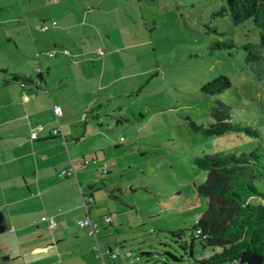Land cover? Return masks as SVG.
Instances as JSON below:
<instances>
[{
  "label": "rangeland",
  "instance_id": "1",
  "mask_svg": "<svg viewBox=\"0 0 264 264\" xmlns=\"http://www.w3.org/2000/svg\"><path fill=\"white\" fill-rule=\"evenodd\" d=\"M71 2L77 4L67 16L63 7ZM222 3L18 0L0 9V18L19 19L0 23L1 37L27 32L37 38L35 67L44 75L48 68L51 105L61 107L59 120L71 122L70 133L63 131L66 159L50 174L48 189L59 188L63 195H46L51 200L46 210L37 196L18 203L17 195H0V208L8 205L7 214L17 226L0 232V264H98L94 237L76 223L85 215L81 195L89 184L94 185L89 214L97 221L95 234L106 264H194L190 232L208 202L196 191L206 170L194 158L248 151L257 138L232 130L206 135L191 122H212L211 107L220 98L230 104L232 119L261 129L264 144V66L260 78L255 77L247 60L252 53L264 57V50L258 45L250 51L209 48L229 37L255 43L259 29H251L248 21L233 23L228 15H212ZM41 21L55 23L39 31ZM217 74L227 75L231 87L216 95L203 93L201 85ZM54 151L59 150L52 146ZM72 165L75 174L61 175ZM256 184L264 192V176ZM249 201L264 205V195ZM182 228L181 238L171 235L170 230ZM108 246L119 255L108 256ZM168 252L181 258L173 260ZM210 252L211 247L194 241L195 258Z\"/></svg>",
  "mask_w": 264,
  "mask_h": 264
},
{
  "label": "trees",
  "instance_id": "2",
  "mask_svg": "<svg viewBox=\"0 0 264 264\" xmlns=\"http://www.w3.org/2000/svg\"><path fill=\"white\" fill-rule=\"evenodd\" d=\"M212 15H228L233 23L248 21L251 29L257 28L259 32L255 43H238L229 37L211 42L210 49L241 47L250 51L252 45H258L260 51L264 50V0H224ZM211 29L219 35L226 34L224 29ZM251 55L247 60L252 64L253 76L260 78V66L261 63L264 66V57L253 53ZM1 72L4 74L2 83L9 80L24 84L34 82L32 78L20 73L6 70ZM231 85L227 75L217 74L200 88L203 93L216 95L226 91ZM211 116L213 121L207 125L192 121V128L206 135H220L229 130L243 131L257 140L248 151H216L194 158L195 163L206 170V177L196 186V191L207 197L208 202L202 216L192 225L189 255L194 264H218L225 261L233 264H264V205L249 201L251 196L264 195L256 184L264 176L262 131L258 127L232 119L230 104L220 98L215 99ZM196 229L199 232L196 233ZM170 233L174 238H181L184 229L170 230ZM196 239L202 246L211 247L212 252L195 258L193 243ZM168 254L173 260L181 258L169 252Z\"/></svg>",
  "mask_w": 264,
  "mask_h": 264
},
{
  "label": "crops",
  "instance_id": "3",
  "mask_svg": "<svg viewBox=\"0 0 264 264\" xmlns=\"http://www.w3.org/2000/svg\"><path fill=\"white\" fill-rule=\"evenodd\" d=\"M29 1L31 2V0H25L26 3H29ZM14 3H18V0H0V9L2 7H10ZM76 4L74 2H71V4L66 3V6L63 7L65 8L64 13L68 16V8H75ZM86 8H88V6H86ZM10 14L12 15V11ZM84 14L86 15V13ZM85 15L84 18H86ZM6 21L18 22L19 19L13 16L0 18V23ZM41 23L45 22L41 21L39 24ZM77 23L83 25L85 22L83 23L80 21ZM48 24L52 26L51 22ZM88 25L90 26L91 24ZM36 39L37 38H34L33 34L27 32L21 36H18L16 32L13 33L12 36L5 35V37H1L0 35V195H17L15 200H17L16 202L18 203L37 196V204L40 208L46 210L51 202L50 199H47L46 195H63L59 192V188L53 192L48 189L50 187V174L53 172L55 174L56 168L66 159L64 151L62 153V150H64L62 141H65L63 131L70 133L69 128L71 127V122L65 119L62 121L58 119L64 140L60 135H53L50 133V130L57 125V121L53 116V104L51 105L52 102L49 98L51 93L48 89L52 87L47 76V74H49L48 68H46V74L44 75L43 69H41L40 66L38 68L35 67L33 56V50L35 48L33 47L36 44ZM11 41L13 42L12 47ZM43 42L44 41H42V43ZM25 46L27 47L26 49L21 48ZM30 46L33 49H29ZM62 54H64L63 51ZM36 56L38 57V53H36ZM2 70L20 73L32 78L34 82L32 84H24L19 81L9 80L6 83H2L4 75L1 72ZM33 72L36 73L35 76H33ZM5 76L8 75L5 74ZM92 115L94 118L99 117L96 110H94ZM84 120L85 119H83V123ZM36 124H41L42 129L38 132L37 138L32 139L30 137V131ZM81 137L82 134L75 136V139L79 140ZM52 146L57 147L59 151H54L52 154ZM93 158L94 160L97 158L95 152ZM83 160L84 159H82L81 163L85 165ZM71 169H73L71 174H75L76 169L73 165ZM105 173L107 174L108 171ZM71 174L61 175L67 176ZM93 186L94 185L89 184L86 192H84V194L82 193V204L83 197L87 198L90 195L93 199ZM93 200L87 203L86 207L83 205L85 208V215L87 213L89 214V204L93 202ZM1 206L2 205H0V207ZM15 206L18 207L20 205ZM7 207L8 205L5 204L4 208H0V215L2 216L0 232L12 228L16 229L17 227L12 223L10 219L11 216L9 218L6 210ZM40 217H42V215ZM35 218L36 216L34 219ZM50 218L53 220L52 217ZM92 219L96 221L95 218ZM95 232L94 235H89L94 237L95 245L98 243L101 257L105 263L103 252L100 249ZM120 245H123V243L121 242ZM110 250L114 252L109 246L106 248L105 252L111 258H115L119 255L118 251H115L117 255L112 257L109 252ZM97 257L101 260L99 253H97Z\"/></svg>",
  "mask_w": 264,
  "mask_h": 264
},
{
  "label": "built area",
  "instance_id": "4",
  "mask_svg": "<svg viewBox=\"0 0 264 264\" xmlns=\"http://www.w3.org/2000/svg\"><path fill=\"white\" fill-rule=\"evenodd\" d=\"M50 1H56V0H50ZM55 23V21H52L51 24L53 25ZM49 27V25L47 23H41L37 26V28L39 30H46L47 28ZM53 53L49 52V55H52ZM62 113V109L59 105H53V116H54V119L57 121V125L55 127H53L51 130H50V133L53 134V135H60L62 137V139L64 140L63 138V134L61 132V129H60V125H59V122H58V118L59 116L61 115ZM42 129V125L41 124H36L30 131V137L32 139H35L37 138L38 136V132ZM83 163H86V160H83ZM103 171L106 172V165L105 163L103 164ZM73 172V169H69V170H62L61 171V174H71ZM92 197L89 195V197L85 198L83 197V205L86 207L87 206V203H89L90 201H92ZM110 215H107L105 216V222L108 223L110 221ZM76 223L82 227H85L87 228V231H88V234H91V235H94V232H95V229L97 227V222L92 219L89 214L87 213L83 218H78L76 220ZM48 224L50 227L54 226V221L50 218L48 220ZM196 233L199 232V229H196L195 230ZM95 248L98 249V253H99V256L101 258L100 262L98 264H105L102 257H101V254H100V251H99V248H98V243H96L95 245ZM110 252V255L113 257L115 255H117V252H112L111 250L109 251ZM126 255H131L130 254V251L126 252Z\"/></svg>",
  "mask_w": 264,
  "mask_h": 264
},
{
  "label": "water",
  "instance_id": "5",
  "mask_svg": "<svg viewBox=\"0 0 264 264\" xmlns=\"http://www.w3.org/2000/svg\"><path fill=\"white\" fill-rule=\"evenodd\" d=\"M1 216V215H0ZM0 223H2V216H1V220H0Z\"/></svg>",
  "mask_w": 264,
  "mask_h": 264
},
{
  "label": "flooded vegetation",
  "instance_id": "6",
  "mask_svg": "<svg viewBox=\"0 0 264 264\" xmlns=\"http://www.w3.org/2000/svg\"><path fill=\"white\" fill-rule=\"evenodd\" d=\"M0 220H1V216H0Z\"/></svg>",
  "mask_w": 264,
  "mask_h": 264
}]
</instances>
